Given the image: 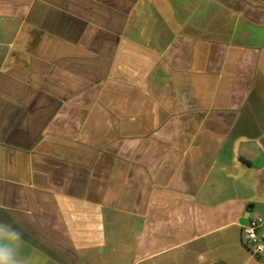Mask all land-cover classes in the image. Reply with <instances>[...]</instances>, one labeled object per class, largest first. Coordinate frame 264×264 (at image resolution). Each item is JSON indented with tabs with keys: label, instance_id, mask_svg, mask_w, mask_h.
Listing matches in <instances>:
<instances>
[{
	"label": "crops",
	"instance_id": "crops-1",
	"mask_svg": "<svg viewBox=\"0 0 264 264\" xmlns=\"http://www.w3.org/2000/svg\"><path fill=\"white\" fill-rule=\"evenodd\" d=\"M257 216L263 4L0 0V222L27 264H264Z\"/></svg>",
	"mask_w": 264,
	"mask_h": 264
},
{
	"label": "clouds",
	"instance_id": "clouds-1",
	"mask_svg": "<svg viewBox=\"0 0 264 264\" xmlns=\"http://www.w3.org/2000/svg\"><path fill=\"white\" fill-rule=\"evenodd\" d=\"M22 233L12 225L0 222V264H27L22 256Z\"/></svg>",
	"mask_w": 264,
	"mask_h": 264
},
{
	"label": "built area",
	"instance_id": "built-area-1",
	"mask_svg": "<svg viewBox=\"0 0 264 264\" xmlns=\"http://www.w3.org/2000/svg\"><path fill=\"white\" fill-rule=\"evenodd\" d=\"M264 218L257 216L242 227V237L254 256L264 259Z\"/></svg>",
	"mask_w": 264,
	"mask_h": 264
},
{
	"label": "water",
	"instance_id": "water-1",
	"mask_svg": "<svg viewBox=\"0 0 264 264\" xmlns=\"http://www.w3.org/2000/svg\"><path fill=\"white\" fill-rule=\"evenodd\" d=\"M250 1L264 5V0H250Z\"/></svg>",
	"mask_w": 264,
	"mask_h": 264
}]
</instances>
